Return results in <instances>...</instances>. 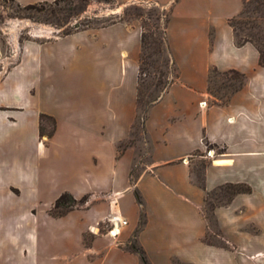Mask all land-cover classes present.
<instances>
[{"label":"crops","instance_id":"obj_1","mask_svg":"<svg viewBox=\"0 0 264 264\" xmlns=\"http://www.w3.org/2000/svg\"><path fill=\"white\" fill-rule=\"evenodd\" d=\"M119 1L171 7L166 38L176 75L142 113V140L121 151L119 144L132 136L139 119L142 25L117 20L22 43L19 60L0 83L14 94L0 100V264L24 263L26 253L33 264H143L124 246L128 236L119 240L125 226L130 233L138 225L141 206L145 219L135 240L150 264H227L230 249L205 241L204 213L208 194L226 184H245L251 191L214 206L225 243H264V66L256 46L238 44L229 24L243 0ZM52 44L64 47L40 54ZM212 70L237 71L246 79L219 97L209 88ZM35 81L54 88L48 102L56 100L55 110L30 104L24 89ZM41 114L55 120L45 141ZM140 145L145 149L139 155ZM51 151L54 157L42 158ZM198 157L207 160L203 185L193 179ZM54 164L68 173L56 179L49 172ZM133 167L140 170L131 187ZM23 185H31L32 192L24 195ZM64 191L93 200L104 193L117 205L54 217L50 209ZM127 194L130 215L121 204ZM110 211L128 221L116 237L95 231Z\"/></svg>","mask_w":264,"mask_h":264},{"label":"rangeland","instance_id":"obj_2","mask_svg":"<svg viewBox=\"0 0 264 264\" xmlns=\"http://www.w3.org/2000/svg\"><path fill=\"white\" fill-rule=\"evenodd\" d=\"M230 2L234 4L235 0H230ZM26 6L19 4L16 0H0V83L19 60L21 46L24 41H44L57 33L63 34V32L80 30L85 23H88L93 28L112 20H122L129 23L139 22L142 25L145 36L140 61L138 86L139 119L133 127L132 136L119 144L120 150L122 151L135 143V141H141L143 138L140 120L142 113L146 106L161 94L165 86L176 75L172 57L166 49L167 43L165 41L166 26L170 20L171 7H161L158 4L145 3L143 1L122 6L119 0H58L57 3L52 1L49 3H35L34 6L28 8ZM229 24L234 25L237 42L246 39L250 40L264 52V0H243L240 12L229 19ZM76 25H80V29H76ZM62 46L64 47L62 44L45 46L40 49V54L46 55L48 49L54 52L59 51L60 53ZM245 79V75L243 77L234 72L212 70L209 88L214 95L224 97L238 89ZM49 88L47 84L36 83L35 81L27 84L24 89L26 90L25 96L29 98L28 101L35 108L42 110L52 108V110H55L56 100L48 102L49 99L52 100L54 98V95L49 94L54 88ZM7 96H14L11 89L0 88V100ZM42 128L46 134L51 133L54 129L52 119L45 118L42 121ZM26 137L28 138L30 135ZM42 139L45 141L46 137L43 136ZM1 141L2 138L0 136V143ZM144 149L145 147L140 145L138 154L140 155ZM49 154H53L52 156L54 157V151H51L47 155L42 156V158H48ZM30 161L29 170L35 172L33 160ZM206 161V159L198 157L192 163L193 179L200 185ZM54 165L56 167L49 172L51 175L55 173L56 179H61L64 176L63 174L68 173L67 170L58 167L57 164ZM41 170H45L44 173L48 174L46 165H43ZM139 170L140 168L138 167L131 169L129 175L131 187ZM67 177L68 179L72 178L71 175H67ZM22 192L24 195L30 194L32 186H24ZM232 192V187L223 185L208 194L204 213L209 221V230L205 236V241L221 249H230L228 253H225V256L230 255L232 258L227 264H264V243H243L240 247H232L228 243H225L222 232L213 216L212 208L217 204L227 203ZM132 195L134 196V192L131 191ZM86 197L84 201L79 202L73 209L85 210L92 205L93 208L102 203L111 204V202L117 205V200L107 199L104 197V193L100 195L101 198L96 200H93L90 195ZM128 197L129 194L121 200V204L123 210L130 215L133 211L130 207L132 202L128 200ZM46 200L42 198L43 202ZM137 201L142 203L138 197ZM140 209L141 217L138 225L132 228L130 233H128L130 229L129 225L125 226L119 236V240L128 236L127 241L124 243L127 249L132 248V246L140 248L139 243L135 240L137 231L145 219L144 207L141 206ZM113 213L121 214V212L110 211L105 220L97 224L95 231H98L100 234L106 232L108 229V217ZM121 215L123 216V214ZM24 223H27V221L24 220ZM86 234V240L89 241L90 239L88 238L93 236V232L89 230V233ZM26 254L24 263L12 261L8 264H33L30 259L31 257H28L29 253ZM173 264L187 263L174 260Z\"/></svg>","mask_w":264,"mask_h":264},{"label":"trees","instance_id":"obj_3","mask_svg":"<svg viewBox=\"0 0 264 264\" xmlns=\"http://www.w3.org/2000/svg\"><path fill=\"white\" fill-rule=\"evenodd\" d=\"M105 1H112V0H105ZM55 2L57 3L58 0H55ZM40 3H49V2H40ZM32 6H34V4L27 5L26 8L32 7ZM116 21L117 20H112V21H108L106 23H102V25H100L99 27L107 26V25L112 24V23H114ZM89 27H91V26L88 23L83 24V28H89ZM232 27L234 28V25H232ZM83 28H81V29H83ZM76 29H80V25H76ZM75 31H77V30H75ZM72 32H74V31L63 32V34H70ZM235 33H236V31H235ZM144 36H145V34L143 33V35H142L143 44H144ZM236 37H237V35H236ZM165 41L167 43L166 49L169 52V54L171 55L170 48H169L168 42H167V38H165ZM247 42H251V41L246 39V40H242V41L238 42V44H244V43H247ZM251 43H253V42H251ZM256 48L258 49V51L260 53V64L264 66V52L258 46H256ZM231 72L240 74L241 76L244 77V74L239 73L237 71H231ZM241 86H242V83H241ZM45 118L52 119L53 124L55 125V120H54L53 117H50V116H48L46 114H41V129H40L41 138L46 135L45 131L42 128V121ZM53 131H54V129H53ZM53 131L51 133L47 134V135L51 136ZM203 172H204V168H203ZM203 172H202V175H201V185H203ZM224 186H230V187L233 188V192L231 193L229 200L237 193L250 192L251 191V188L249 186L245 185V184H226ZM86 198H87L86 196H83L81 199H76L71 192L64 191L55 200L52 208L50 209V214L52 216H54V217L62 216L64 214H66L68 211L72 210L79 202L84 201ZM213 208H212V213H213ZM130 250H132L134 252H137L139 254L143 264H149L148 260H147V257L145 255V252H144V250L141 247L137 248L135 246H132V248H130Z\"/></svg>","mask_w":264,"mask_h":264},{"label":"built area","instance_id":"obj_4","mask_svg":"<svg viewBox=\"0 0 264 264\" xmlns=\"http://www.w3.org/2000/svg\"><path fill=\"white\" fill-rule=\"evenodd\" d=\"M212 150H210L208 153H211ZM128 224L127 219H125L120 213H113L108 217V229L107 234H109L111 237H116L121 227ZM93 231V227L90 229Z\"/></svg>","mask_w":264,"mask_h":264}]
</instances>
